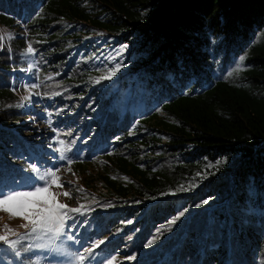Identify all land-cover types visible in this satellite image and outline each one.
I'll return each mask as SVG.
<instances>
[{
    "label": "trees",
    "instance_id": "trees-1",
    "mask_svg": "<svg viewBox=\"0 0 264 264\" xmlns=\"http://www.w3.org/2000/svg\"><path fill=\"white\" fill-rule=\"evenodd\" d=\"M0 24L15 35L0 53V188L29 180L34 131L9 85L29 57L52 132L36 165L58 151L76 172L101 167L100 187L83 178L95 213L69 229L77 255L103 241L83 264H264V0H0ZM159 57L171 71L149 67Z\"/></svg>",
    "mask_w": 264,
    "mask_h": 264
},
{
    "label": "rangeland",
    "instance_id": "rangeland-1",
    "mask_svg": "<svg viewBox=\"0 0 264 264\" xmlns=\"http://www.w3.org/2000/svg\"><path fill=\"white\" fill-rule=\"evenodd\" d=\"M18 23L17 20L14 21V24ZM15 29V26L13 27ZM12 29H7L6 26H3L0 24V35L10 33L12 34V38L15 36L12 32ZM12 40V39H10ZM2 46H0V53L6 52L7 58H11V51H10V45H9V39H4L2 42H0ZM110 48V47H109ZM107 48V49H109ZM116 57V56H115ZM120 57V56H119ZM177 58V57H176ZM174 59V58H173ZM32 60V58H31ZM180 60V59H179ZM181 61V60H180ZM175 62V61H174ZM177 62V61H176ZM175 62V63H176ZM179 62V61H178ZM27 63L24 68H19L18 71L20 73L19 76L16 75V72L14 71V68L11 69V77L9 80L10 89L21 99V104L27 105L26 110L30 113V126L29 130H33L34 133L30 137L29 141V159H31L29 173L26 176L29 180L28 183L23 184L19 186L15 191H31L32 189L29 187H26L25 185H32L35 182V186H42L44 184V181H41L39 179V176L32 172L31 168L34 165L40 174H43L44 172L48 170H55L59 169L58 176L60 178V183L63 184L62 188L56 187L53 185L50 189L53 193H61L60 195H57L56 199L63 204H66L70 207H79L82 204L85 205L82 207V210L80 213H69L70 219H67L65 222V233L69 235H73L74 232H70L69 229H72L75 226H79L81 223L86 222L87 216H92L95 212H92L93 208V202L90 197V193L87 194V190L84 185V180L86 174H92L90 176H93V179L90 181V185L95 187L99 186L98 178L96 177L94 173H98L101 170V167L98 164H92V165H86V168H82V170L76 172L72 167L69 165L63 166L61 164L59 153L57 151V162L53 165L47 167H41L40 165H36L37 157L42 155L43 152L41 151L42 148L45 146V142L47 139V134L51 132V128H48L45 126L44 123H42L41 119L39 117L34 115V112L36 113L37 109H42L43 107H36V104L32 100V94L38 93L37 87H33V85L26 84V79L28 76V68L29 66V57L27 59ZM164 65V67H163ZM149 67L154 70L157 69L156 73L158 72H166L171 71L173 68L171 63L166 61V57L158 58L151 62ZM167 73V72H166ZM165 73V74H166ZM160 75V74H159ZM158 75V76H159ZM17 78V79H16ZM12 80L15 81L16 88L14 89L11 87ZM137 83V80L134 79V84ZM142 89L145 88V86L141 85ZM25 97H29L28 99H25ZM28 127H23V130L25 131ZM50 149L57 150L54 142L52 143V146ZM43 156V155H42ZM46 159L47 156H44ZM46 164V163H43ZM70 169V171H69ZM71 183H68V182ZM78 189H82V191H78ZM64 191H68L71 193V198L65 197L62 195ZM82 192H85L84 196H86L85 199L82 198L81 195ZM82 201H84L82 203ZM81 204V205H80ZM84 209V210H83ZM81 221V222H80ZM27 223L22 217H12L7 211L0 210V235L5 234L7 229L5 228V225L8 226V228H11L14 230L13 232H8V236L10 240H18V243L16 245L15 249H12L8 244H6L3 241H0V264H77V262L74 260V257L77 256L76 250L73 247V244L71 241L59 238L57 242L55 243V240L51 238V234H47L42 236L41 238H36L35 234H31L28 238H21L24 234L28 233V229H25L22 225ZM38 244L42 245L41 247H33L28 251H25L29 247V245ZM63 250L68 252L70 257L66 260H59V261H53V259H50L51 257V251H57L59 255L63 254ZM20 252V256L16 255V252Z\"/></svg>",
    "mask_w": 264,
    "mask_h": 264
},
{
    "label": "snow or ice",
    "instance_id": "snow-or-ice-1",
    "mask_svg": "<svg viewBox=\"0 0 264 264\" xmlns=\"http://www.w3.org/2000/svg\"><path fill=\"white\" fill-rule=\"evenodd\" d=\"M12 39V34L6 33L0 35V42L4 39ZM2 46V44H0ZM28 53H32L34 49L31 44L28 45L26 50ZM243 60V57H241ZM124 65L122 63H117L114 67L108 68L107 72L98 77L95 81L99 83L101 80H110L117 72L120 71L121 67ZM33 87H36L33 85ZM29 97H25L28 99ZM20 107L23 104L18 105ZM61 159H64L63 153L60 156ZM69 164L72 161H68ZM32 172L36 173L39 176L41 181H44L42 186H35V182L32 185H25L26 187L31 188V191H4L3 188H0V210L7 211L12 217H22L27 223L22 226L25 229H28V233L24 234L21 238H28L31 234H35L36 238H41L44 235L51 234L53 240L64 237L67 240H75V237L65 233V222L67 219H70L69 213H78L82 210V205L79 207H70L66 204L60 203L56 197L61 193H53L50 191L51 187L55 185L56 187L62 188L63 184L60 183V178L58 176L59 169L48 170L43 174H40L38 169L33 165L31 168ZM70 171V169H69ZM199 175V174H198ZM68 183H71L70 181ZM180 190H185L181 187ZM82 191V189H78ZM63 196L71 198V193L64 191ZM206 204L207 201H202ZM110 206V205H109ZM180 215H183L181 213ZM174 222V221H173ZM7 231L5 234L0 235V241L8 244L12 249L16 248L18 240H10L8 232H13L11 228H8L5 225ZM103 241H97L89 248H85L83 252H80L77 256L74 257V260L77 264H83V262L88 259V256L92 253L93 249L97 247ZM151 243V241H149ZM42 245L33 244L29 245L25 251L30 250L33 247H41ZM17 256H20V252H16ZM131 259V258H129ZM113 260L108 261V264H113Z\"/></svg>",
    "mask_w": 264,
    "mask_h": 264
}]
</instances>
